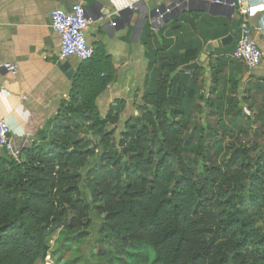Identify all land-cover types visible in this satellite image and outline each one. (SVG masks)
<instances>
[{"label": "trees", "instance_id": "trees-1", "mask_svg": "<svg viewBox=\"0 0 264 264\" xmlns=\"http://www.w3.org/2000/svg\"><path fill=\"white\" fill-rule=\"evenodd\" d=\"M142 30L144 92L118 139L124 101H114L105 117L95 105L115 80L98 47L80 62L68 100L21 150V160L0 158V264L42 263L47 239L58 230H87L90 209L102 217L101 237L133 264H264V152L250 159L251 149L242 147L232 156L241 165H211L224 134H216L219 124L202 126L192 109L205 102L219 116L221 106L212 89L204 96L201 67L170 78L197 61L198 49L179 55L168 43L154 46L149 25ZM262 115L252 124L264 127Z\"/></svg>", "mask_w": 264, "mask_h": 264}, {"label": "crops", "instance_id": "crops-1", "mask_svg": "<svg viewBox=\"0 0 264 264\" xmlns=\"http://www.w3.org/2000/svg\"><path fill=\"white\" fill-rule=\"evenodd\" d=\"M212 1L0 0V118L11 129L10 138L21 150L32 144L36 133L56 115L59 103L68 100L80 61L59 59V37L50 28L49 13L53 9L69 12L79 3L92 21L85 33L87 44L94 49L101 47L115 74V80L95 102L101 117L118 100L125 103L120 120L137 115L135 109L141 105L148 62L140 43L142 29L149 25L147 18L140 30L137 25L141 15L148 16L155 8L173 3H180V8L164 25L156 31L149 26L156 38L153 45L163 48L168 43L179 55L198 49L199 62L206 43L230 36L222 47L199 62L204 87H211L214 73L218 78L226 74L242 83L247 96L255 86L261 91L260 98H264V0H232L238 12L245 7L254 10L249 19L250 33L262 52L258 67L248 70L242 65L240 73L230 59L239 28L232 31L233 19L225 17L230 7ZM129 7H133L132 11ZM0 158L12 160L1 150Z\"/></svg>", "mask_w": 264, "mask_h": 264}, {"label": "rangeland", "instance_id": "rangeland-1", "mask_svg": "<svg viewBox=\"0 0 264 264\" xmlns=\"http://www.w3.org/2000/svg\"><path fill=\"white\" fill-rule=\"evenodd\" d=\"M234 64L237 65L236 72L240 73L242 65ZM218 80L219 85L216 86L215 90L214 87H203V93L206 96L208 91L212 89L211 98L215 104L221 106L220 115L212 114L205 102L200 104L201 108L196 113L192 109V114L204 127H217L219 124L216 134L222 135V132L224 134L223 140L216 144L209 157L211 165L224 167L225 163L231 161L239 162L241 165L242 159L232 160L234 149H242V147L251 149L250 159H254L264 152V127H260L258 123L252 124L254 114L258 115L261 112L264 115V98H260L261 91H257L255 86L248 92L247 96L246 88L245 90L242 88V83L236 82L226 74L220 75ZM235 83L238 84L234 85ZM135 111L138 115L137 108ZM263 115L261 120L262 117L264 118ZM126 120H120L116 126V139L123 131V124ZM111 129L112 127L108 128V130ZM242 129L247 131L246 136ZM254 131L258 133L256 136L252 134ZM79 187L82 197L86 200L89 199L83 182L80 183ZM88 216L91 226L87 230L82 229L74 234L60 233L58 230L47 239L49 251L41 264H133L132 257L118 253L114 245L101 237L102 217L96 215L92 209H90ZM82 233H86L87 236L80 238L79 235Z\"/></svg>", "mask_w": 264, "mask_h": 264}, {"label": "built area", "instance_id": "built-area-1", "mask_svg": "<svg viewBox=\"0 0 264 264\" xmlns=\"http://www.w3.org/2000/svg\"><path fill=\"white\" fill-rule=\"evenodd\" d=\"M215 3H218L216 1ZM224 4V2H221ZM235 7L234 3L230 5ZM130 10L133 7H129ZM180 8V3H173L169 6H160L153 10L154 18L150 22V28L154 31L164 25L165 19L175 10ZM254 10L242 8L238 14L239 34L236 44L230 54V59L251 70L258 67L262 61V52L254 41L250 33L249 19ZM50 28L59 37L60 60L75 58L80 62L90 60L94 55V48L89 46L86 41V32L92 21L86 16L82 4H76L71 7L69 12L60 9H53L49 13ZM114 25V24H112ZM11 129L6 121L0 118V150L13 161H18L21 155V148L16 146L10 138Z\"/></svg>", "mask_w": 264, "mask_h": 264}, {"label": "water", "instance_id": "water-1", "mask_svg": "<svg viewBox=\"0 0 264 264\" xmlns=\"http://www.w3.org/2000/svg\"><path fill=\"white\" fill-rule=\"evenodd\" d=\"M216 1H218L219 4H222L221 2H224L223 5H225L227 7H230V10H229V12L227 13V15L225 17L233 19L232 22H231V30L235 31L238 28L240 17H239L238 11L230 6L233 3V1L232 0H214L212 2H216ZM162 7H164V6H162ZM130 11H132V10H130ZM169 16L165 19L164 24L166 23V21L169 18ZM146 18H147L148 23L150 25V22L154 18V13L152 12L148 16L147 15H144V16L141 15V20L142 21H140V24L137 25L139 30H140V28H142L143 24L145 23V19ZM113 24L115 25V23H113ZM136 31H137V28H136ZM229 38H230V36H228L227 38L222 39V40H214V41H210V42L206 43L204 48H203L202 55L199 58V62H202L204 59H206L208 56H210L211 53L215 49H218L219 47H222V44H225L226 40H228ZM199 62L195 61V62H192V63H189V64L182 65V66L178 67L175 71H173L170 74V78L174 77L178 73H192L197 67H199Z\"/></svg>", "mask_w": 264, "mask_h": 264}]
</instances>
